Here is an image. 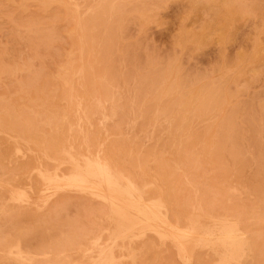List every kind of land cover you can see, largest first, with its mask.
<instances>
[{
	"label": "rangeland",
	"instance_id": "rangeland-1",
	"mask_svg": "<svg viewBox=\"0 0 264 264\" xmlns=\"http://www.w3.org/2000/svg\"><path fill=\"white\" fill-rule=\"evenodd\" d=\"M0 264H264V0H0Z\"/></svg>",
	"mask_w": 264,
	"mask_h": 264
},
{
	"label": "bare ground",
	"instance_id": "bare-ground-1",
	"mask_svg": "<svg viewBox=\"0 0 264 264\" xmlns=\"http://www.w3.org/2000/svg\"><path fill=\"white\" fill-rule=\"evenodd\" d=\"M88 35H87V38H88V36H89V33H87ZM115 36V35H114ZM116 37V36H115ZM96 39V38H95ZM108 40V39H107ZM88 41V40H87ZM115 43V42H114ZM112 44V43H111ZM87 45V44H86ZM105 44H104V42H103V46H104ZM113 45V44H112ZM115 45V44H114ZM113 45V46H114ZM94 46H95V43H94ZM106 48V47H105ZM104 48V49H105ZM107 49V48H106ZM114 49V48H113ZM103 53V52H102ZM104 53H105V50H104ZM111 54V53H110ZM104 55V54H103ZM106 55V54H105ZM92 57V56H91ZM107 58V60H108V57H106ZM100 60V62L102 61V59H99ZM104 61H106V60H104ZM103 64V63H102ZM105 64V63H104ZM111 64V63H110ZM99 65V64H98ZM106 66V65H105ZM108 77H110V74L108 75ZM107 77V78H108ZM111 77H113V76H111ZM106 78V79H107ZM97 80H99V79H97ZM109 80V79H108ZM111 80V79H110ZM116 82H117V80H116ZM93 85V84H92ZM114 85V84H113ZM108 86V85H107ZM102 87V86H101ZM104 87H106V86H104ZM108 93V92H107ZM156 93V92H155ZM105 96L104 97H106V94H104ZM111 95H112V93H111ZM110 96V95H109ZM108 96V97H109ZM101 97H102V95H101ZM110 98V97H109ZM107 99V98H106ZM111 99V98H110ZM106 101V100H105ZM110 102V101H109ZM104 115V114H103ZM84 186H89L90 185V183L88 182V181H83V182H81Z\"/></svg>",
	"mask_w": 264,
	"mask_h": 264
}]
</instances>
